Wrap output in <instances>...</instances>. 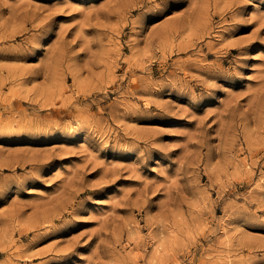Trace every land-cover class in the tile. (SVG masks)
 <instances>
[{
	"label": "rangeland",
	"instance_id": "374dc122",
	"mask_svg": "<svg viewBox=\"0 0 264 264\" xmlns=\"http://www.w3.org/2000/svg\"><path fill=\"white\" fill-rule=\"evenodd\" d=\"M0 264H264V0H0Z\"/></svg>",
	"mask_w": 264,
	"mask_h": 264
},
{
	"label": "snow or ice",
	"instance_id": "6c2138e0",
	"mask_svg": "<svg viewBox=\"0 0 264 264\" xmlns=\"http://www.w3.org/2000/svg\"><path fill=\"white\" fill-rule=\"evenodd\" d=\"M42 2H45V3H52V2H54V0H42ZM0 203H3V202L0 201Z\"/></svg>",
	"mask_w": 264,
	"mask_h": 264
}]
</instances>
